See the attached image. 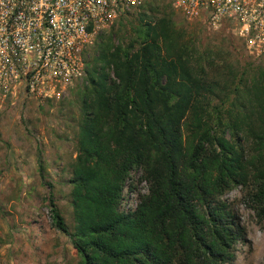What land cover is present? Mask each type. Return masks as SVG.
Returning <instances> with one entry per match:
<instances>
[{"label":"trees","instance_id":"16d2710c","mask_svg":"<svg viewBox=\"0 0 264 264\" xmlns=\"http://www.w3.org/2000/svg\"><path fill=\"white\" fill-rule=\"evenodd\" d=\"M175 10L144 0L119 15L69 87L79 111L73 224L46 200L78 264L231 262L246 235L238 207L222 198L235 187L264 227V65L237 74L220 50L197 59L195 33ZM137 170L147 192L125 211Z\"/></svg>","mask_w":264,"mask_h":264},{"label":"rangeland","instance_id":"374dc122","mask_svg":"<svg viewBox=\"0 0 264 264\" xmlns=\"http://www.w3.org/2000/svg\"><path fill=\"white\" fill-rule=\"evenodd\" d=\"M175 12L174 19L184 24L187 32L195 33L197 59H203L207 50H220L219 59L226 58L227 65L237 74L250 64L264 65V49L250 52L227 25L213 29ZM101 33L96 36L85 61L94 53ZM71 85L58 96L46 98L51 102L21 97L14 106L0 112V264H78L79 257L69 237L51 223L46 200L52 196L66 222L73 224L68 179L70 164L76 156L74 141L79 111L76 104L68 102L74 97L69 94ZM38 162L44 166L43 178ZM139 175V170L131 173L129 184L134 190L129 192L125 186L122 210L135 208L140 195L147 192L146 182ZM240 197L239 187L222 196L238 207L246 231L244 241L234 245V259L224 264H264V227Z\"/></svg>","mask_w":264,"mask_h":264},{"label":"built area","instance_id":"2783aa9c","mask_svg":"<svg viewBox=\"0 0 264 264\" xmlns=\"http://www.w3.org/2000/svg\"><path fill=\"white\" fill-rule=\"evenodd\" d=\"M144 0H0V112L58 96L85 74L96 36ZM189 20L224 25L264 49V0H170Z\"/></svg>","mask_w":264,"mask_h":264}]
</instances>
